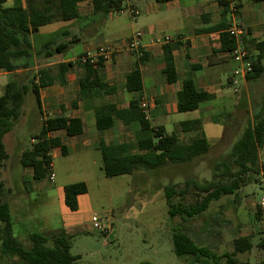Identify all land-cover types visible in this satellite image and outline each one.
Wrapping results in <instances>:
<instances>
[{"label":"rangeland","instance_id":"obj_1","mask_svg":"<svg viewBox=\"0 0 264 264\" xmlns=\"http://www.w3.org/2000/svg\"><path fill=\"white\" fill-rule=\"evenodd\" d=\"M181 1L186 3L187 0ZM155 3V0H124L123 10L118 14L105 17L92 13L83 18L81 30L89 27L93 31L91 35L82 37L81 43L71 46L73 51L81 52L90 42L100 44L106 41L110 46L121 47L132 34L143 28L153 27V37L173 36L174 15L180 11L175 5L168 8L162 3L159 4L160 10L152 13L149 10ZM241 4L247 9L252 6L250 0H241ZM131 9L138 11V15L133 16ZM84 10L82 7V12ZM197 22L192 21L196 26ZM257 40H264V35ZM26 73L29 72L15 75L21 78ZM229 74L227 69L221 77L222 83ZM13 78V75L0 73V92L2 84ZM220 91L231 97L218 99L213 105V102L203 103L197 111L170 114L165 120L150 119L152 125H165L167 133L175 131L183 143L190 142L195 137L194 133H180L173 124L200 119L209 150L190 162L168 164L149 172L137 171L132 175L106 178L97 149L106 139L94 145L92 138L91 147L82 152H71L67 156L54 152L53 181H49L47 176L41 182H33L29 174V177L25 176L23 169L20 172L9 167L15 157L13 134L8 136L3 141L11 160L8 167L0 170V182L10 206L13 235L28 248L27 233L39 227L38 222L42 218L47 232L67 228L74 235L70 240V254L77 257L75 264H191V259L173 252L172 230L180 220L177 217L170 220L164 188L172 185L178 191L186 180L203 183L211 179L215 164L228 158L233 143L260 109L264 99V72L253 81L240 83L237 92L231 88ZM127 95L129 99L132 97V94ZM215 117L219 123H213ZM20 124L17 123V137L19 144L26 147L37 131ZM259 163L264 167V150L259 152ZM78 182L86 184L87 194L79 210L70 212L62 201V188ZM263 195L264 172L258 177V183L241 187L236 195L221 197L211 203L206 212L189 220L185 224L188 235L216 256L230 254L235 237L251 235V251L237 254L235 258L240 264H264V248L259 246V242L264 240V217L261 213L259 218L256 216L259 211L257 203ZM185 198L187 202L193 201V193L189 192ZM179 200L178 197L172 199L174 203ZM93 223L101 229L94 228ZM221 263L224 264V260Z\"/></svg>","mask_w":264,"mask_h":264},{"label":"trees","instance_id":"obj_2","mask_svg":"<svg viewBox=\"0 0 264 264\" xmlns=\"http://www.w3.org/2000/svg\"><path fill=\"white\" fill-rule=\"evenodd\" d=\"M83 0H24L25 8L21 5L4 7L6 0H0V70L13 73L19 69L30 67L29 59L34 50L32 35L49 24L55 11L64 22L79 18L77 5ZM158 3L171 0H155ZM260 2L264 0H253ZM124 0H91L92 13L102 16L118 14L123 10ZM223 25L214 27L223 29ZM58 33L52 35L56 37ZM220 51L228 54L234 49L232 38L224 31L220 35ZM49 39L40 46L35 54L40 57H51ZM177 43L166 44L162 47L163 73L166 81L173 84L177 74L172 52L178 48ZM54 49L60 53L63 49ZM246 49L252 61V71L245 76L247 82L259 78L264 72L263 54L264 40L248 39ZM145 61V55L139 57L125 77L124 90L132 94L126 109H117L112 103H104L93 107L95 124L98 131L110 129L115 122L124 126L136 123L138 131L135 135V147L139 154H132L126 144L106 145L100 142L97 149L101 157V170L106 178L132 175L137 171H153L168 164L190 162L205 155L209 150V142L202 130L200 119L186 120L179 123L181 133H196L188 143L179 140L175 133H167L162 126H151L140 107L142 93L141 74L139 65ZM102 61L95 65L73 63L59 64L56 73L50 67L40 68L36 73L27 70L24 76L14 75L8 81L0 96V170L8 155L5 151L3 137L11 132L21 116L26 96L31 93L40 110V89L61 82L66 72L72 67H81L83 76L79 79L78 100L89 102L92 93L101 87L99 71ZM38 65L41 63L38 62ZM213 99V95L198 91L190 76L182 82L177 94L176 111L178 113L192 112L200 104ZM75 106L76 103H72ZM219 123L218 117L212 119ZM62 132L65 137H74L82 133V122L78 118H68L56 115L45 119L40 129L31 136L33 142L25 147L19 157L22 169H30L32 180L41 182L51 174V152L59 149L62 156L67 154L62 139L56 133ZM264 150V99L259 111L254 114L253 121L243 129L240 137L233 143L228 158L215 164L211 179L199 183L186 180L183 188L178 191L172 185L164 188L168 216L170 220L180 221L173 226L171 243L175 255L191 259V264H240L235 258L253 248L251 235H239L232 241V252L221 256L214 255L207 247L198 245L188 235L186 223L206 212L211 203L223 196L236 195L241 187L258 183V177L263 171L259 163V152ZM192 192L193 201L187 202L186 195ZM87 193L84 182L67 184L63 187V203L70 212L78 210L77 198ZM4 187L0 182V264H75L77 257L70 254V240L74 235L60 229L50 236L40 232L28 235L29 247H24L13 235V223L10 208L5 200ZM174 197L180 198L176 203ZM257 218L260 212L257 211ZM264 248V240L259 242Z\"/></svg>","mask_w":264,"mask_h":264},{"label":"crops","instance_id":"obj_3","mask_svg":"<svg viewBox=\"0 0 264 264\" xmlns=\"http://www.w3.org/2000/svg\"><path fill=\"white\" fill-rule=\"evenodd\" d=\"M250 1L252 6L248 9L244 8L241 4V0H187L186 3L181 0H171L162 2L165 6H168V8H172L175 5L176 10L180 11L176 12L174 15L175 26L173 29V36L163 35L171 39L168 44L177 43L179 45L178 48L172 52L177 81L173 84H169L166 81V77L163 73L165 68L162 52L163 46L150 43L152 39L157 38L153 37V27L148 29L143 28L142 31H139L143 34L142 43L144 45L145 55V61L143 64L139 65L142 83L140 102L145 103L144 114L149 122L152 117L158 119L163 118L165 120L170 114L178 113L176 111L177 94L181 90L182 82L186 76L192 78L198 91L213 95V99L207 101L213 102L211 105L216 103L218 99L231 97L222 93L220 89L231 88L233 92H237L240 83L243 81L246 82L245 79L233 77V71L237 65L233 62L230 54L220 51V35L222 32H226V29L232 24V9H236L234 18L236 17V19L241 21L243 26L246 25V27H244L247 30L249 39L257 40V38L263 37L264 1ZM162 3L156 2L151 6L149 11L156 13L160 10L159 4ZM16 5H21L25 8L24 0H6L3 4L4 7H13ZM82 7L85 8L83 12ZM77 8L79 18L68 22L61 21L58 14L55 11H52V21L41 27L36 35L31 36L34 50L31 52V58L29 59L30 67L27 70L36 72L40 68L50 67L53 72L56 73L57 65L73 63L80 56L85 54L94 55L99 47L109 45L106 41L101 42L100 44L90 42L84 46L81 52L75 53L76 51H73V47L71 46L81 43L80 39L84 36L91 35L93 31L89 27L84 28V31L80 28V21L92 14L91 0H83L77 5ZM137 15L138 11H136V14L133 16ZM109 16L111 15H108L107 17ZM194 20L198 21L197 26L192 23ZM219 25H223L224 28L220 30L213 29ZM42 30L45 31L42 32ZM55 33H58V35L52 37ZM49 39L52 41L50 46V53L52 56L48 58L42 57L43 55L38 57L35 54V51L40 46L44 45ZM64 46L65 48L60 53L54 51L56 48L61 50ZM116 48L117 50L111 58L108 61L102 62L103 66L98 73L101 87L93 91V99L91 101L83 102L77 98L79 91L78 81L84 74L83 69L77 66L69 69L61 82H55L50 86L40 89V110L37 107L34 96L31 93L26 96L21 116L18 119L19 121L15 123L11 132L3 137V140L5 141L8 136L13 134L12 140L15 157L9 166L8 164L11 159L4 144L8 157L5 160L3 167L9 166L11 169H19L20 172L22 170L19 163V157L25 147L19 144L17 137L18 122L20 124L21 121L20 125L23 127L26 126L29 127V129L38 131L41 127L42 121L61 114L68 118H78L82 122V133L80 135L65 137L62 132L56 133V135L62 139V142L66 147L67 154L65 156L71 152H82L83 150L89 149L91 147L90 139L92 138L94 139V145L100 142L101 139H106V142H103L106 145L126 144L129 146L132 154H139L134 143L135 135L138 131V125L136 123L124 126L118 121L115 122L110 129L102 131L96 129L95 115L93 111L94 106L104 103H112L117 109H126L130 100L127 95L130 93H127L124 90L125 77L139 57L124 49L123 45ZM38 62L41 63V65H38ZM228 64L231 66L228 67ZM227 69L230 74L225 82L222 83L221 77ZM27 70L19 69L13 73H0L14 76L15 74L18 75ZM195 73H198L197 77L195 76ZM233 80H237L236 86L232 85ZM6 83L7 82H4L1 86L2 92ZM146 83H148V87H146ZM2 92H0V96L2 95ZM72 103H76L75 106H72ZM199 108L197 110H199ZM179 123L173 124V128H178L180 132ZM151 126H162L167 132L166 126L163 124H151ZM171 133L176 134L175 131H172ZM192 133L194 132L183 134ZM194 135H196V133H194ZM32 142L33 140L30 138L29 145ZM54 152L61 155L59 149H54L50 154L52 158L54 157ZM22 172L25 176L29 177L30 175V177H32L30 169H23ZM262 172H264V169ZM86 194L78 196V210L81 201ZM38 225L39 227L28 232L27 236L34 232H40L44 236H50L52 234L50 231L47 232L44 227L45 220L43 221L42 218L38 222ZM66 226H69V224H66ZM66 229L67 228H65V230Z\"/></svg>","mask_w":264,"mask_h":264},{"label":"built area","instance_id":"obj_4","mask_svg":"<svg viewBox=\"0 0 264 264\" xmlns=\"http://www.w3.org/2000/svg\"><path fill=\"white\" fill-rule=\"evenodd\" d=\"M236 9H232L233 21L232 24L226 29V33L230 38L233 39L235 47L231 51L230 56L233 62L237 65L235 70L233 71V77L245 79V76L252 71V61L246 49V42L249 39L247 30L239 21L234 18ZM130 13L132 15L136 14V11L131 9ZM143 34L141 32H135L132 34L124 43L123 47L127 51L136 54L138 57H142L144 54V45L142 43ZM171 41V39L167 36L157 37L150 41V43L154 45H166ZM117 48L113 46H101L99 47L94 55L85 54L80 56L77 60L80 64L89 63L91 65H95L98 60L102 62L108 61L111 56L116 52ZM0 72H3L0 70ZM232 85H237V80L232 81ZM140 107L144 112L145 103L140 102ZM49 181H53V176L50 174L48 176ZM259 212L264 217V195L260 198L257 203ZM93 227L96 229H101L97 223H93Z\"/></svg>","mask_w":264,"mask_h":264}]
</instances>
